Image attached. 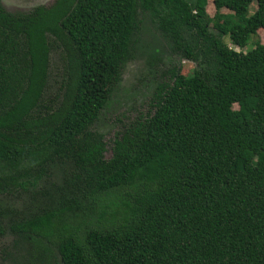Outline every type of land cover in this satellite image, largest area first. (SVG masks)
I'll return each mask as SVG.
<instances>
[{
    "label": "trees",
    "instance_id": "trees-1",
    "mask_svg": "<svg viewBox=\"0 0 264 264\" xmlns=\"http://www.w3.org/2000/svg\"><path fill=\"white\" fill-rule=\"evenodd\" d=\"M207 5L54 0L11 13L0 1V194L72 166L68 199L11 226L32 261L54 238L60 264H264V43L253 40L264 0H215L214 17ZM139 7L196 66L168 72L153 114L117 134L105 159L91 128L120 82ZM54 46L65 79L46 104ZM74 208L85 212L69 223Z\"/></svg>",
    "mask_w": 264,
    "mask_h": 264
},
{
    "label": "rangeland",
    "instance_id": "rangeland-1",
    "mask_svg": "<svg viewBox=\"0 0 264 264\" xmlns=\"http://www.w3.org/2000/svg\"><path fill=\"white\" fill-rule=\"evenodd\" d=\"M8 12H25L37 6H49L54 0H0ZM207 14L214 17L217 8L215 0H208ZM256 10V4L250 8ZM229 13L228 10H221ZM138 28L132 36L129 57L125 62L119 84L114 89L106 108L101 112L92 131L103 135L106 143L105 159L112 156V145L123 129L140 117L153 114L152 97L160 82L168 79L173 68H182L183 73L196 65L180 57L174 44L158 26V20L151 13L140 7L137 12ZM253 38L264 43V29H260ZM225 42L230 46L229 40ZM247 51V50H246ZM64 61L59 47L54 46L50 55V66L44 103L50 104L60 99L61 86L64 81ZM237 106H235V109ZM72 166L64 162H56L42 178L34 179L32 173L29 180L35 182L28 189H9V193L0 194V227L4 234L0 235V264H60L56 240H44L48 247L47 259L32 261L29 255V244L11 232V226L17 224L43 210L58 207L60 202L70 197L67 182ZM108 200V199H107ZM83 209L64 215L69 223H76L73 214L82 216Z\"/></svg>",
    "mask_w": 264,
    "mask_h": 264
}]
</instances>
